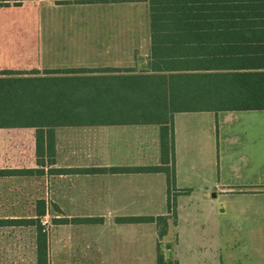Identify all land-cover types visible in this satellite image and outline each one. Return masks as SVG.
<instances>
[{"label":"crops","instance_id":"crops-1","mask_svg":"<svg viewBox=\"0 0 264 264\" xmlns=\"http://www.w3.org/2000/svg\"><path fill=\"white\" fill-rule=\"evenodd\" d=\"M151 47L149 0H0V70L113 67L154 73ZM174 126L175 186L181 192L176 196L177 219L169 216L165 236L177 238L179 264L184 235L192 230L184 223H198L200 234L217 241L264 238V109L178 110ZM11 129L29 131L35 165L0 169L38 167L36 128L0 127V134L8 135ZM55 139L56 167L160 163L157 123L57 126ZM62 160L90 162L60 164ZM13 176H37L46 182L51 178L55 201L61 202L56 203L58 208L105 209L78 216L102 217L101 222L66 223L59 219L70 217L54 215V240L47 231L48 264H121L111 263L106 252L114 239L125 235L119 244L126 248L138 226L147 228L155 240L159 236L154 221L123 222L118 217L171 215L164 171L49 173L46 167L42 174L0 175ZM195 192L217 200L220 207L209 218L203 219L201 211H188L186 204ZM40 199L50 209L44 195L34 199V206ZM16 226L33 227L37 241L35 225L0 224ZM31 258L37 264V242ZM4 262L19 264L13 257L1 259L0 255V264Z\"/></svg>","mask_w":264,"mask_h":264},{"label":"trees","instance_id":"trees-1","mask_svg":"<svg viewBox=\"0 0 264 264\" xmlns=\"http://www.w3.org/2000/svg\"><path fill=\"white\" fill-rule=\"evenodd\" d=\"M151 69L60 68L0 70V127L36 128V168L10 173L164 171L171 215L123 216V222L154 221L158 236L177 219L174 114L178 110L264 109V0H149ZM162 71H167L162 72ZM157 123L160 163L147 166L56 167L55 128L67 125ZM37 201L29 217L0 224L35 225L37 264H48L44 216ZM101 222L102 217L61 218ZM158 243L157 264H172Z\"/></svg>","mask_w":264,"mask_h":264},{"label":"rangeland","instance_id":"rangeland-1","mask_svg":"<svg viewBox=\"0 0 264 264\" xmlns=\"http://www.w3.org/2000/svg\"><path fill=\"white\" fill-rule=\"evenodd\" d=\"M88 162L90 161H59L60 164H85ZM32 165H35V156L28 130L11 129L8 135L0 134V167ZM42 179L37 176L0 177V218L34 215L36 207L33 201L37 196L44 195L50 205V209L43 219L46 222V228L52 241L55 239L54 235H56L55 231L57 229V225L52 221L54 215H66L70 217L69 219H73L85 212L105 211V209L79 208L71 205L64 208L56 207V203L59 205L61 202L55 201L54 184L51 182V178L47 182ZM186 207L191 213L196 214L201 211L204 219L209 218L211 211H217L220 206L216 199L209 201L202 198L200 192H195L192 201H189ZM69 222L81 223L72 220ZM183 226L192 228V230H189L184 235V240L180 246V264H264L263 237L248 239L242 236V240L217 241L200 234L197 231L198 223H184ZM121 239L124 240L125 235L112 241L111 250L107 247L106 252L110 256L109 261L111 263L157 264L158 243H160V249L163 253L167 255V251H169V255L166 258H170L172 264H179L175 250L178 242L177 238L164 236L155 240L147 228L142 229L141 226H138L135 232L129 236L127 240L129 244H127L126 248L124 245L119 244ZM166 243H170L169 248L166 247ZM35 248L36 239L33 227H0L1 259L13 257L19 264H33L31 257ZM190 249H193V251L191 252ZM21 259H23L22 262H20ZM4 263L6 264L7 262Z\"/></svg>","mask_w":264,"mask_h":264},{"label":"water","instance_id":"water-1","mask_svg":"<svg viewBox=\"0 0 264 264\" xmlns=\"http://www.w3.org/2000/svg\"><path fill=\"white\" fill-rule=\"evenodd\" d=\"M166 247H170V243H166ZM167 255H169V251H167Z\"/></svg>","mask_w":264,"mask_h":264},{"label":"built area","instance_id":"built-area-1","mask_svg":"<svg viewBox=\"0 0 264 264\" xmlns=\"http://www.w3.org/2000/svg\"><path fill=\"white\" fill-rule=\"evenodd\" d=\"M43 223L46 224L45 220H43Z\"/></svg>","mask_w":264,"mask_h":264}]
</instances>
